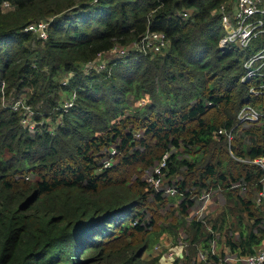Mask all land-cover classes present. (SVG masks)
Listing matches in <instances>:
<instances>
[{
	"label": "trees",
	"instance_id": "obj_1",
	"mask_svg": "<svg viewBox=\"0 0 264 264\" xmlns=\"http://www.w3.org/2000/svg\"><path fill=\"white\" fill-rule=\"evenodd\" d=\"M232 1L0 0V264H159L144 258L158 237L146 209L151 194L157 205L165 196L147 172L165 155L162 170L185 193L181 216L191 193L224 188L227 204L211 225L190 222L191 243L209 248L220 232L231 251H255L263 209L231 185L244 181L251 195L264 172L250 162L264 156V116L248 127L237 118L247 104L264 109V95L251 91L264 75L242 81L264 36L222 50L219 7ZM40 20L49 21L47 39L25 29ZM147 30L166 34L163 53L133 50L111 71H83ZM24 89L34 127L2 104ZM68 91L76 96L65 109ZM111 146L118 161L105 167Z\"/></svg>",
	"mask_w": 264,
	"mask_h": 264
},
{
	"label": "built area",
	"instance_id": "obj_2",
	"mask_svg": "<svg viewBox=\"0 0 264 264\" xmlns=\"http://www.w3.org/2000/svg\"><path fill=\"white\" fill-rule=\"evenodd\" d=\"M13 5L9 1H5L3 4V8L10 9ZM219 12L222 18V24L225 29V33L223 37L220 39V47L222 50H230L232 48L245 49L247 48L254 39H257L259 36H264V0H234V2L222 3L219 7ZM187 15V12L184 13ZM48 27L49 21L40 20L37 22L30 23L26 30L32 31L37 34L38 37L42 39L48 38ZM168 39L166 34L162 31H152L147 30L140 39L136 40L129 46H115L107 55L111 57L117 58L125 56L127 53L132 52L133 50L137 52H143L144 54H161L167 48ZM107 57H98L94 60H89L86 65L93 67L99 64L101 67H105ZM113 60V59H112ZM245 66L247 68L246 74L242 77V81H247L252 79L258 75H264V46L260 47L255 53L249 56L245 61ZM111 71V70H110ZM251 91L255 94H263L264 95V82L258 83L252 86ZM76 94L74 93V97L71 100L66 101L64 104V108L67 109L69 106L73 104V99ZM22 103L23 107H28L31 114L33 110H31L30 105L25 104L26 101H20L19 104L17 102L13 105L14 110H18V107ZM31 117L29 114H25L22 122L26 125L32 123L28 117ZM264 116V109L255 107L251 104H247L243 106L238 113L239 123H258L261 121V118ZM32 119V117H31ZM220 133H225L228 136V139L231 140L232 130L228 131L226 129H221ZM116 152V149H115ZM113 152H110V155L105 157L103 160V165L105 167L111 166L113 164L111 157ZM166 156L159 162L158 166L154 169L152 174L148 176L151 185L155 186L156 191L165 193L168 196H176L181 195V198H184V192L178 187L176 183H172L173 185L166 188L161 189V181H162V170L163 167H166ZM250 162L256 163L260 165L264 169V156L255 158L250 160ZM260 186L258 187L256 203L258 206L263 208L264 206V172L261 178L259 179ZM240 187L243 190L248 189V184L246 182H237L231 185V188ZM224 188L220 185L218 186H209L202 189L200 192L191 193L190 199L193 201L194 205L202 204L199 206L197 212L201 215L203 214V209L207 207V205L211 202L216 193H223ZM197 220L203 221L202 218H197ZM212 244V241H211ZM212 252L215 253L214 245L212 244L211 248ZM171 255V254H170ZM202 259L207 260L206 254L202 253ZM221 264H229L230 262L233 264H264V238L260 245H258L254 252L247 254H234L231 256H226L221 260Z\"/></svg>",
	"mask_w": 264,
	"mask_h": 264
},
{
	"label": "rangeland",
	"instance_id": "obj_3",
	"mask_svg": "<svg viewBox=\"0 0 264 264\" xmlns=\"http://www.w3.org/2000/svg\"><path fill=\"white\" fill-rule=\"evenodd\" d=\"M234 2V0L232 1ZM7 10V9H6ZM264 46V45H262ZM261 46V47H262ZM102 57H107L106 59V65L105 67H101L99 64L96 66L90 67L87 66L86 63L83 66V71L85 73H89V71L96 70L98 72L104 71V70H111V67H109V62L114 59V57H111L110 55H104ZM108 76V75H107ZM66 75L62 77L63 82L66 83L68 79L66 78ZM61 79V80H62ZM252 88V87H251ZM25 93H22L20 98H13L11 97L10 100L7 96L2 97V104L3 106H12L17 102V104L20 103V101H26L25 104L30 105L31 110H33L30 103H28V89H24ZM75 92L68 91L66 94L65 92L62 94L63 105L66 101L71 100L72 97H74ZM13 95V94H12ZM128 104L131 108L138 105V101L135 100L134 97L129 96L128 97ZM14 109V108H13ZM18 110L22 111L24 114L32 115L28 107H23L22 103L18 107ZM128 111V110H126ZM32 123V127L35 126L34 118L29 116L28 117ZM238 118V115H237ZM59 121V117L57 119ZM46 122H50L49 125L53 129L55 127L56 121H52L51 119H47ZM239 123V121H238ZM261 121L258 122L260 124ZM244 126L248 127L254 124V122L251 123H241ZM137 137H140V130L136 132L135 134ZM232 133V137H233ZM116 146H111L109 149V153L113 152V157H111V160L113 164L118 161L117 154L118 152H115ZM109 156V155H108ZM159 162H157L151 170H148L147 176H150L154 169L158 166ZM162 181H161V189H166L170 186H172L179 176H175L170 178L167 176L166 172L162 173ZM154 190H157L155 186H153ZM240 188V187H239ZM249 188L247 190H243L242 188L239 189L240 194L243 195V197L251 198L255 204L254 209L259 207L256 203L257 198V192H254L253 194H249L248 192ZM154 194V193H153ZM151 194L150 200L152 201L149 205V209H146L147 211V217H153L156 220V224L150 228V230H153L157 235V239L155 243L151 246L150 249H148L144 253V258L147 260H153L156 256H160L159 264H221L222 259H224L226 256H231L236 253L241 254L240 252L236 251L233 252L229 248V246L224 242L223 238L224 233L217 232L215 238L212 240V244L215 248V253L217 257L213 256V252L211 250L212 244L209 248L202 247V244H192L191 238H192V230L190 222L194 219L197 220V218H202L204 222L211 225L210 220L213 221L214 218H216L220 212H222L227 204V199L225 193H216L211 202L207 205L205 209H203V214L201 215L199 212H197L199 206H202V204L194 205L191 208L188 209V212L185 213L184 217L180 215L179 212V204L181 202V195L176 196H168L165 191H163V196H165V202L163 204L157 205L155 202H153V196ZM263 213H260L259 216L264 217V206ZM243 218L246 222L252 224V219L247 217V214H243ZM264 224V222L262 221ZM164 226L167 227V230H164ZM264 227V226H263ZM209 228V226H208ZM236 228V227H235ZM202 253L206 254L207 260L202 259ZM171 254V255H170ZM215 255V254H214ZM233 264V263H229Z\"/></svg>",
	"mask_w": 264,
	"mask_h": 264
}]
</instances>
